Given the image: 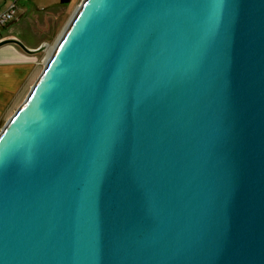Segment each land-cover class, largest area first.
Segmentation results:
<instances>
[{"label":"water","instance_id":"95a60500","mask_svg":"<svg viewBox=\"0 0 264 264\" xmlns=\"http://www.w3.org/2000/svg\"><path fill=\"white\" fill-rule=\"evenodd\" d=\"M0 264H264V0H83L0 131Z\"/></svg>","mask_w":264,"mask_h":264},{"label":"rangeland","instance_id":"374dc122","mask_svg":"<svg viewBox=\"0 0 264 264\" xmlns=\"http://www.w3.org/2000/svg\"><path fill=\"white\" fill-rule=\"evenodd\" d=\"M82 1L71 0L70 3L62 5L61 0H17L16 17L19 20L9 24L5 30L1 29L0 36L12 34L30 48L36 49L45 45V49L32 56L33 68L18 91L12 95L10 106L0 116V131L25 100L43 70L48 48L55 46Z\"/></svg>","mask_w":264,"mask_h":264},{"label":"crops","instance_id":"0c3cea01","mask_svg":"<svg viewBox=\"0 0 264 264\" xmlns=\"http://www.w3.org/2000/svg\"><path fill=\"white\" fill-rule=\"evenodd\" d=\"M9 3L10 0H0V12L6 9ZM11 36L13 35L9 34L4 37ZM4 37L0 36V38ZM33 61L31 55H27L17 46L0 47V116L4 109L10 106L12 95L18 91L19 86L33 68Z\"/></svg>","mask_w":264,"mask_h":264},{"label":"built area","instance_id":"2783aa9c","mask_svg":"<svg viewBox=\"0 0 264 264\" xmlns=\"http://www.w3.org/2000/svg\"><path fill=\"white\" fill-rule=\"evenodd\" d=\"M17 8V0H10L6 9L0 12V30L18 19L16 17Z\"/></svg>","mask_w":264,"mask_h":264},{"label":"trees","instance_id":"16d2710c","mask_svg":"<svg viewBox=\"0 0 264 264\" xmlns=\"http://www.w3.org/2000/svg\"><path fill=\"white\" fill-rule=\"evenodd\" d=\"M70 2H71V0H61V4L62 5L68 4Z\"/></svg>","mask_w":264,"mask_h":264},{"label":"bare ground","instance_id":"6f19581e","mask_svg":"<svg viewBox=\"0 0 264 264\" xmlns=\"http://www.w3.org/2000/svg\"><path fill=\"white\" fill-rule=\"evenodd\" d=\"M52 50H53V47L48 48V57L50 56ZM48 57H47V58H48Z\"/></svg>","mask_w":264,"mask_h":264}]
</instances>
